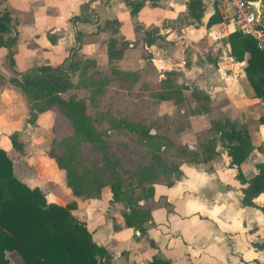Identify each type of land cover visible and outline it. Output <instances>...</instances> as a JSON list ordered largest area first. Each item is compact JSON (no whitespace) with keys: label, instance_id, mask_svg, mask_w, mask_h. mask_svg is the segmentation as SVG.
Listing matches in <instances>:
<instances>
[{"label":"crops","instance_id":"crops-1","mask_svg":"<svg viewBox=\"0 0 264 264\" xmlns=\"http://www.w3.org/2000/svg\"><path fill=\"white\" fill-rule=\"evenodd\" d=\"M187 1L156 0L152 3L151 0H143L137 11L131 13L126 0H1V7L9 11L15 22L17 36L12 69L6 60L7 48L0 46L1 94L13 105L12 112L8 111L7 114H10L9 122L14 123L11 129L21 139L15 151H22L26 145L36 148L40 136H31L29 140L28 135L23 133L26 131L34 135L37 132L33 128L36 121L32 122V126L27 123L20 127L18 124L20 115L15 112L21 109L14 101L19 103L23 94L16 85L7 81L8 77L13 71L20 72L39 64L65 66L73 51L77 56L90 58L98 65L113 64L121 70L137 71L139 76L151 82L160 80L165 70L174 71L178 81L197 85L208 95L215 116L229 117L238 126L245 127L250 145L254 147L252 132L256 127L249 122V116L256 115L260 128L264 129V124L258 120L260 101L254 97L244 75V61L236 60L229 52L228 32L238 30L230 16L231 8L218 0H201V15L199 19H193L187 15ZM254 1L264 13L262 0ZM214 10H217L222 20L206 25L207 18ZM110 37L117 40L116 45L120 41L125 42L122 55L118 58L109 59L106 55L107 40ZM25 109V115L29 116L28 108ZM48 110L51 111L45 109L34 115L38 117V114ZM263 145L257 159L250 165L252 170L249 175L244 172L247 161L242 163L245 179L256 172L255 163L264 156ZM218 146L215 147L214 157L207 163H192L202 164L206 175H214L216 181L215 184L209 183L210 186H201L202 189H209V195L203 197L204 209L209 213V228L203 232H190L193 238L199 240L192 245L195 249L196 246L202 249L201 255L207 264H264V247L254 244L264 241V213L257 206L240 202L242 184L235 178V166L229 163L226 151L225 160L220 159L221 164H217ZM11 148L10 142L7 150ZM183 164L186 163L179 165L182 171L180 178L166 186L163 194L169 196L171 191H180L184 181L190 180L186 179ZM226 169L234 172L229 171L227 176ZM46 182L50 185L53 183L52 187L56 183L52 177L47 178ZM189 184L194 185L187 186L192 189L191 195L199 192L200 185L194 182ZM254 201L261 204L264 194H258ZM197 202L195 200L190 209L195 210ZM241 207H250L252 210L247 212ZM178 210L174 205L173 211L169 213L170 221ZM150 212L151 222L157 224L159 220L155 216L154 207ZM113 215L115 222L121 221L119 216L115 213ZM173 233L168 231L153 236L155 244L159 246L157 254L169 259L170 264L171 258L163 253L164 244L166 248L170 247L169 241L161 240L158 235L174 238Z\"/></svg>","mask_w":264,"mask_h":264},{"label":"trees","instance_id":"trees-1","mask_svg":"<svg viewBox=\"0 0 264 264\" xmlns=\"http://www.w3.org/2000/svg\"><path fill=\"white\" fill-rule=\"evenodd\" d=\"M142 1L126 0L129 11L136 12ZM151 1L155 3L156 0ZM262 3L264 5V0ZM186 9L188 16L199 19L203 9L201 0H188ZM221 20L217 10H214L207 18L206 25ZM15 30V22L9 11L0 5V46L7 48L6 60L11 69L17 37ZM227 40L230 55L244 61V75L254 97L263 106L258 120L264 124V40L263 45H260L252 35L235 29L228 32ZM116 42L114 37L107 40L106 55L109 59L122 55L125 42L120 41L118 45ZM85 61L73 51L65 66L34 65L20 72L13 71L7 79L22 91L28 101L29 119L37 111L53 109L59 120L58 126L62 124L61 121H65L68 126V134L63 138L77 135L91 142L94 148L102 150L103 172L84 166L80 168L72 145L68 144L64 151L55 156L58 166L64 170L65 183L72 195L80 200L98 198L101 188L107 186L109 201H121L124 206L121 211L124 225L132 233L143 234L152 224L150 211L156 200L152 184L159 174L165 176L159 182L169 186L182 174L180 163H207L214 157L215 147L220 145L229 156V163L235 166V178L242 184L240 202L257 206L264 213V201L259 205L254 201L258 194H264V156L255 163L256 172L245 179L242 163L251 149L249 134L245 127L238 126L226 116L219 115L209 120L200 138L201 148L192 152L191 157L185 155L188 152L186 146H180L181 157L173 164L163 157L162 146L175 145L166 132L152 133L149 131L151 125L140 120L109 119L110 124L120 125L138 134V141L149 154L147 163L137 165L132 170L123 168L119 159L107 152L100 132L95 130L93 119L85 111L84 100L73 92L66 93L74 85L69 72L82 70L86 67ZM170 72L166 71L167 75ZM126 75L132 76L134 71L125 70L120 77L125 78ZM160 82L161 89L156 92L159 98L171 99L177 104L184 101L181 91L184 86H170L167 76L161 78ZM197 92L203 95V102L199 100L200 103L193 104L192 112H202L208 108V95L203 90ZM10 142L12 149L19 148L13 137ZM45 197V190L41 186L28 187L15 177L10 159L0 150V264L9 263L6 250L17 252V260L22 264H113L111 253L91 239V230H87L81 221H76L69 214L77 207L76 199L69 198L61 206L46 201ZM254 244L264 247V241ZM147 264H170V260L154 252Z\"/></svg>","mask_w":264,"mask_h":264},{"label":"rangeland","instance_id":"rangeland-1","mask_svg":"<svg viewBox=\"0 0 264 264\" xmlns=\"http://www.w3.org/2000/svg\"><path fill=\"white\" fill-rule=\"evenodd\" d=\"M81 58L86 60V67L82 70L76 69L69 72L74 85L66 93L73 92L77 97L84 100L85 111L93 119L95 130L100 132L107 152L116 156L123 168L132 170L137 165L147 163L149 154L143 144L138 141V134L120 125L110 124L109 119L112 118L115 120H140L149 126L151 125L149 131L152 133L166 132L167 136L169 135L168 138L176 142H174L175 145L162 146L163 157L169 163H176L177 159L181 157L180 146L181 148L186 146L188 152H185V155L189 157L192 156V152L200 150V138L203 131L207 129L209 120L216 117L211 111L213 105L211 101L206 102L208 108L205 111L192 112L193 104L197 105L200 103L199 100L203 102V95L197 92L202 90L201 88L197 85H188L178 81L179 78L174 77V71L165 70L161 78L167 76L170 79V86H184L181 89L184 101L177 104L173 103L171 99H162L157 96L156 92L161 89L160 80L148 81L150 79L139 76L137 71H134L132 76L126 75L125 78H121L120 75L125 70L118 69L113 64L98 65L95 62L93 63L92 59L91 63L88 58ZM166 71L171 72L167 75ZM2 83L0 81V88ZM1 91L2 89H0V150L10 159L15 177L28 187L41 186L45 190L46 201L55 202L62 206L69 198L76 199L77 207L71 210L69 214L76 221H81L80 223L87 230H91V239L98 244H102L111 253L113 264H147L151 254L159 251V246L155 244L153 236L168 231L174 232V238L162 237L164 235L158 236L161 240L166 239L169 241L170 247L166 248L164 244L163 253L171 258L172 264H207L201 255L202 249L197 246L195 249V246L192 245L199 240L193 238V235L190 234V232H203L209 228L207 223L209 213L204 209L203 200L204 195L205 197L209 195V189H202L201 186H210L209 183L215 184L216 181L214 175H206L207 173L203 170L205 168L202 164H183V170L187 173L186 179L190 180L184 181L185 184L183 183L184 185L180 186V191H171L169 196L163 194L166 186L164 183L159 182V179L162 180L165 176L159 174L158 179L152 184L154 197L156 198L154 212L159 220L158 225L152 222L145 233H132L131 229L123 223L121 211L124 206L122 202L109 201L107 186L101 188L98 198L80 200L70 193L65 183L64 170L58 166L55 156L64 151L69 144L74 149L73 153L75 158L78 159L77 162L80 168L84 166L103 172L101 166L102 150L94 148L91 142L85 141L77 135L63 138L62 136L68 134V126L65 121H61L62 124L58 126L59 120L58 117H55L53 109L38 114V117L34 115L32 119H29V116L25 115V108H28V114L30 110L28 101L25 100L23 95L20 97L19 103L14 101L21 109L15 112L17 115H22V117L19 116L20 122L18 124H20V127H24L27 123L32 126V122L36 121L34 123L36 126L33 128L37 129V132L34 135L26 131H23V133L28 135L29 140L32 139L31 136L39 135L40 141H38L36 148L32 145H26L22 147V151L21 149L15 151L12 148L7 150L10 147V139L8 140V138L13 137L16 142H20L21 139L11 129L14 123L9 122L10 114H7L8 111L12 112L13 105L10 104L7 98L2 97ZM259 108V112L262 111L261 104ZM255 116H249V122L256 128L252 132L254 147H251L245 159L247 161L244 165L246 175L250 174L252 170L250 165L254 163L253 160L257 159L256 157L261 152V146L264 142V129L260 128V125L258 126ZM182 125L184 126L182 127ZM218 150L216 159L219 165L221 164L220 159L225 160L226 155L224 153L225 149L218 146ZM229 171L234 172V170ZM229 171L226 169L227 176H229ZM50 177L56 182L54 187H52L53 183L50 185L46 182L47 178ZM190 182H194L197 186L200 185L199 188L197 187L200 193L195 192L191 195L192 189L187 186L194 185L189 184ZM195 200L198 201L196 209L192 210L190 207L194 205ZM174 205L179 210L172 216V221H170L169 213L173 211ZM250 207H241V209L251 212L252 208ZM113 213L119 216L120 222H115ZM226 231H229V229L226 228ZM150 240H152V243ZM196 253L200 254L197 255ZM5 254L9 259L8 264H22L17 260V258L19 259L17 252L6 250Z\"/></svg>","mask_w":264,"mask_h":264},{"label":"built area","instance_id":"built-area-1","mask_svg":"<svg viewBox=\"0 0 264 264\" xmlns=\"http://www.w3.org/2000/svg\"><path fill=\"white\" fill-rule=\"evenodd\" d=\"M231 8V19L236 29L252 35L260 45L264 40V13L254 0H218Z\"/></svg>","mask_w":264,"mask_h":264}]
</instances>
